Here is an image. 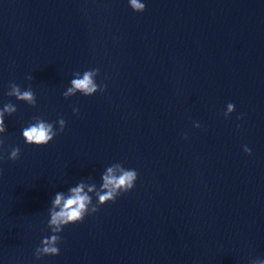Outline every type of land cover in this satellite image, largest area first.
<instances>
[{
  "label": "water",
  "instance_id": "95a60500",
  "mask_svg": "<svg viewBox=\"0 0 264 264\" xmlns=\"http://www.w3.org/2000/svg\"><path fill=\"white\" fill-rule=\"evenodd\" d=\"M141 2L143 13L128 0H0V109L17 108L5 161L21 149L0 163V264L264 260V0ZM92 68L105 91L64 99L73 73ZM12 82L31 86L35 108L6 95ZM34 117H63L65 130L26 146ZM114 163L137 171L133 189L35 259L54 195L99 188Z\"/></svg>",
  "mask_w": 264,
  "mask_h": 264
},
{
  "label": "clouds",
  "instance_id": "9594fccd",
  "mask_svg": "<svg viewBox=\"0 0 264 264\" xmlns=\"http://www.w3.org/2000/svg\"><path fill=\"white\" fill-rule=\"evenodd\" d=\"M128 6L134 13H143L145 4L141 0H128ZM99 75L98 68H92L73 73L70 86L63 92V98L69 99L77 94L83 97H91L97 92L101 94L105 91L106 85H98L96 77ZM32 76H26L25 80L31 81ZM8 97L14 98L17 102H22L28 106L36 107V96L29 86L26 89L12 82L8 85ZM224 117H227L234 111V105L229 103ZM78 108L73 107V115L78 114ZM17 112L16 106L9 102L0 109V136L6 133L5 116H13ZM237 119H242L238 116ZM66 127V121L63 117L49 122L42 117H34L22 129L21 138L26 146L42 148L47 146L55 137L63 133ZM194 128H199L198 123H194ZM3 139H0V163L16 162L20 158L21 149L19 146L12 147L7 154L5 161V150H3ZM246 155H251V149L243 147ZM2 173V169H0ZM137 171L135 169H126L121 163H114L107 167L101 174V183L99 188L95 183H86L83 180L74 187H69L67 192H57L51 200L48 209L47 228L50 230V237L44 238L39 247L35 249L34 257L39 260L41 257H55L59 255L58 245L61 243L60 233L65 227L83 222L86 216L93 215L106 204L115 203L116 199L130 192L137 180ZM87 189V190H85ZM93 197L95 204H93ZM250 264H264L262 259H254Z\"/></svg>",
  "mask_w": 264,
  "mask_h": 264
}]
</instances>
